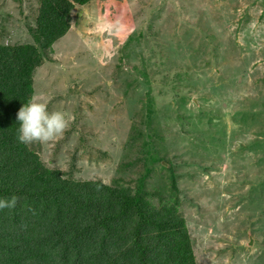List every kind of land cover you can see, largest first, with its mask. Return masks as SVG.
Listing matches in <instances>:
<instances>
[{
  "label": "rangeland",
  "instance_id": "obj_1",
  "mask_svg": "<svg viewBox=\"0 0 264 264\" xmlns=\"http://www.w3.org/2000/svg\"><path fill=\"white\" fill-rule=\"evenodd\" d=\"M39 2L0 0L1 44L33 41ZM87 6L35 73L34 98L69 126L30 146L75 178L133 183V126L158 134L147 188L173 161L198 264H264V0Z\"/></svg>",
  "mask_w": 264,
  "mask_h": 264
},
{
  "label": "trees",
  "instance_id": "obj_2",
  "mask_svg": "<svg viewBox=\"0 0 264 264\" xmlns=\"http://www.w3.org/2000/svg\"><path fill=\"white\" fill-rule=\"evenodd\" d=\"M92 1L40 0L33 41L0 43V198L16 197L14 207L0 210V264H198L174 162L164 166L165 183L147 188L154 164L166 159L156 150L158 134L133 126L138 156L128 163L146 170L133 183L75 178L18 142L17 114L34 98L37 69L52 61L74 9Z\"/></svg>",
  "mask_w": 264,
  "mask_h": 264
},
{
  "label": "clouds",
  "instance_id": "obj_3",
  "mask_svg": "<svg viewBox=\"0 0 264 264\" xmlns=\"http://www.w3.org/2000/svg\"><path fill=\"white\" fill-rule=\"evenodd\" d=\"M18 142L30 145L34 142H49L62 135L69 126L67 114L63 111H49L46 102L33 98L19 110ZM16 197L0 198V210L12 208Z\"/></svg>",
  "mask_w": 264,
  "mask_h": 264
}]
</instances>
